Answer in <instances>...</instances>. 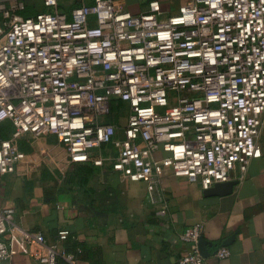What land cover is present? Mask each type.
Here are the masks:
<instances>
[{"label":"built area","instance_id":"2783aa9c","mask_svg":"<svg viewBox=\"0 0 264 264\" xmlns=\"http://www.w3.org/2000/svg\"><path fill=\"white\" fill-rule=\"evenodd\" d=\"M42 1L28 16L24 0L0 1V123L13 126L0 140V174L24 158V135H54L69 163L101 166L108 157L93 151L112 147L111 168L145 182L151 200L166 168L207 189L234 172L241 179L260 157L264 0H189L166 16L158 0L140 13L113 0H77L68 13ZM114 102L128 105L122 126L103 121ZM160 148L168 154L155 158ZM13 218L12 207L0 208V264H12L21 238L39 264H83L60 245L69 230L54 243L31 231L16 237ZM200 234L199 225L181 233L189 249L179 264H205Z\"/></svg>","mask_w":264,"mask_h":264},{"label":"crops","instance_id":"0c3cea01","mask_svg":"<svg viewBox=\"0 0 264 264\" xmlns=\"http://www.w3.org/2000/svg\"><path fill=\"white\" fill-rule=\"evenodd\" d=\"M113 1L117 10L140 13L152 0ZM158 1L166 16L189 0ZM24 2L32 14L45 9L42 0ZM77 4V0H58L59 10L66 13ZM10 132L11 128L1 130V138ZM259 144L260 157L249 161L229 193L206 195L197 180L176 177L166 168L151 200L145 182L129 181L111 168L116 153L112 147L94 150V157L109 160L101 166L89 165L76 174V181L67 183L68 173L74 175L82 164L68 162L54 135L36 139L24 135L18 140L24 158L13 173L0 174V208L14 209L10 229L16 237L31 231L54 243L59 229L69 230L86 246L83 264H95L98 257L102 264H179V257L189 249L180 235L191 225H199L200 236L208 241L205 264H264V125ZM167 154L160 148L154 157ZM19 244L22 249L11 263L39 264L27 252L23 238ZM60 245L67 247L64 242ZM221 246L228 247L230 255L219 259L214 254ZM96 248L99 254L88 256L87 250Z\"/></svg>","mask_w":264,"mask_h":264},{"label":"trees","instance_id":"16d2710c","mask_svg":"<svg viewBox=\"0 0 264 264\" xmlns=\"http://www.w3.org/2000/svg\"><path fill=\"white\" fill-rule=\"evenodd\" d=\"M21 13H22L23 16H28V15L32 14V13H27L26 8ZM10 128H11V131H12L13 126H12L10 121L6 120V121L1 122L0 123V138H1V130L10 129ZM2 139H5V138H1L0 140H2ZM72 164H79V165L82 164L81 166L83 167L84 170L81 169V168L80 169L78 168L77 170H75V172H72V173H75L72 176H71V173H68L67 178H66V182L67 183L76 181L75 180L76 174H81V171H86L87 168L89 167V165L92 166V167H97L91 161L81 162V163H72ZM71 239H74V238L72 237V234L69 232V235L63 241L64 245L67 246L66 249L69 250V251H76L78 259L82 260V255H83V253L86 250V246L82 242L77 241L76 239H74V240H71ZM69 241H71L70 245L67 244ZM87 252H88V256L89 255L90 256L91 255L95 256V255L99 254V248H96V249H93V250L92 249H88ZM95 264H102L101 261L99 260V257L96 259Z\"/></svg>","mask_w":264,"mask_h":264},{"label":"water","instance_id":"95a60500","mask_svg":"<svg viewBox=\"0 0 264 264\" xmlns=\"http://www.w3.org/2000/svg\"><path fill=\"white\" fill-rule=\"evenodd\" d=\"M237 183L236 180H229L226 182H217L214 183L211 187L204 190L206 195H224L229 193L232 190L233 185ZM208 241L205 240L203 236L198 238V248L203 257L207 256L206 245Z\"/></svg>","mask_w":264,"mask_h":264},{"label":"rangeland","instance_id":"374dc122","mask_svg":"<svg viewBox=\"0 0 264 264\" xmlns=\"http://www.w3.org/2000/svg\"><path fill=\"white\" fill-rule=\"evenodd\" d=\"M27 13H32V11H27ZM128 111V105L114 102L112 104V112L103 121L122 126L126 122Z\"/></svg>","mask_w":264,"mask_h":264}]
</instances>
